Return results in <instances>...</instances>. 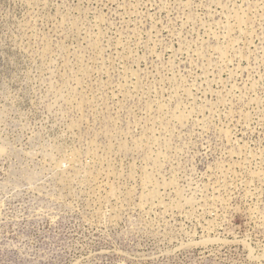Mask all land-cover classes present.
I'll use <instances>...</instances> for the list:
<instances>
[{
    "label": "rangeland",
    "instance_id": "374dc122",
    "mask_svg": "<svg viewBox=\"0 0 264 264\" xmlns=\"http://www.w3.org/2000/svg\"><path fill=\"white\" fill-rule=\"evenodd\" d=\"M0 264H264V0H0Z\"/></svg>",
    "mask_w": 264,
    "mask_h": 264
}]
</instances>
